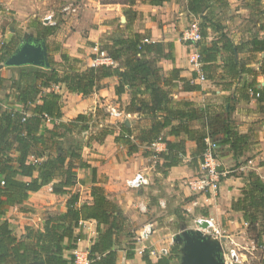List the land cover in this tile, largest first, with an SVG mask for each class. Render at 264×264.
Listing matches in <instances>:
<instances>
[{"label":"crops","instance_id":"1","mask_svg":"<svg viewBox=\"0 0 264 264\" xmlns=\"http://www.w3.org/2000/svg\"><path fill=\"white\" fill-rule=\"evenodd\" d=\"M188 1L167 0L154 4L151 0H134V3H102L101 0H0V55L4 52L1 50L3 45H9L4 49L15 50L24 35L30 33L46 39L49 58L52 56L56 61H62V54H68L78 60L74 66L84 70L100 65L97 58L102 45L109 38L120 34H139L143 42L147 38L149 43L163 44L161 50H144L137 54V58L147 60L159 69V76L152 77V81L168 91L161 104L153 93L143 91L138 97L148 106L146 104L145 108L135 112L127 110L132 92L127 88L125 93L118 95L116 87L119 80L116 76L101 78L100 86L89 95L71 91L62 82L41 90L38 95L40 97L51 90L61 95L62 117L56 123L71 122L79 114L88 116L85 123H88L89 128L76 133L83 140L82 159L88 164L83 167L80 166L81 162L77 163V183L74 189L80 193L79 204L92 203V188L100 187L105 196L120 206L129 218L134 235L148 224L154 226V232L148 239L136 241L134 236V249L126 247L129 238L120 236L117 264H147L143 260L144 255L149 256L150 264H157L161 257L172 256L175 260L177 253L170 252V247L166 246L169 243L167 241L166 244V240L160 238V232L175 217L178 218L180 208L197 217L213 218L227 244L234 241L236 235L243 236L248 232V227L243 212L235 210L233 203L243 196L249 172L264 179V109L261 108L264 102H259L252 95L247 96L245 90V86L254 80L258 87L264 89V51H252L249 43L253 37L264 39V0H214L208 9L218 7V15H213V21L223 26L222 31L239 48L237 60L259 72L256 77L244 73L238 79L223 69L226 54H219L214 62L202 63L204 70L202 66L199 68L189 61L188 55L194 47L183 39L181 32L191 22L198 21V18L189 11ZM65 7L68 9L64 10ZM129 7L133 9V19L127 29L125 25L128 20L124 13ZM51 12L55 13L58 24L52 26L55 31L49 34L47 27L51 25H44L41 21L44 15ZM220 33L221 30L213 32L208 28L207 41L219 37ZM115 64L114 61L110 65ZM22 67L0 68V104L3 109H23L22 103L16 98L20 90L12 87L13 79H19ZM174 69H179L180 77L198 85V89L186 90L183 82L178 80L165 84L164 79ZM199 71L204 73L206 79H200ZM113 111H120L122 116L114 117ZM165 122L167 126L159 132L152 130L155 124ZM118 123H126L131 128L130 138L123 136L117 139L121 135ZM53 126L54 122H43L41 131ZM109 126L111 132L102 142L97 141L95 135ZM186 129L199 130L206 135V139L219 146L220 169L227 174L222 177L216 191L196 194L185 184L187 179L198 174L201 161L195 157L197 141L189 137ZM228 135L245 136L237 157L230 145L223 143ZM128 140L137 145V151L132 154L129 153ZM166 141L181 143L184 152L178 165L164 169L163 158L153 152L167 153ZM16 154L13 152L14 156ZM137 173L147 178V184L137 189L127 187L126 181ZM52 188L53 183L47 184L39 191L31 192L24 203L6 209L3 219L9 222L14 235H17L16 227L23 229L21 235L16 237L22 238L27 226L42 230L49 214L67 210L68 195L55 194ZM31 221L40 223L34 225ZM176 222L179 221L176 219ZM78 234L82 236L76 241V249L89 251L99 237L97 221L82 220L76 228ZM251 239V244L256 245L254 239ZM76 249L68 251L66 257ZM162 249H167L168 253L159 254L158 251ZM153 250L155 253H151ZM262 250L259 264H263ZM129 252L134 254V258H127Z\"/></svg>","mask_w":264,"mask_h":264},{"label":"trees","instance_id":"2","mask_svg":"<svg viewBox=\"0 0 264 264\" xmlns=\"http://www.w3.org/2000/svg\"><path fill=\"white\" fill-rule=\"evenodd\" d=\"M164 1L167 0H151L154 4ZM128 2L134 3V0ZM213 4L214 0H189L188 9L198 18ZM124 14L128 20L125 27L128 29L133 19L132 7L125 9ZM52 26L47 27V33L55 31V27ZM200 26L203 39L197 43V47L203 64L216 61L219 54H226L223 69L234 79H238L244 73L257 76L258 71L246 67L237 60L239 48L227 33L222 31L223 26L220 23L210 17L207 24L200 23ZM208 28L213 32L221 30L219 37L207 41ZM249 43L252 45V51H264V39L253 37L249 39ZM6 47L9 45L1 47L4 52L0 55V62L14 50L4 49ZM161 49L162 43L143 42L139 34L128 36L120 34L109 38V41L102 45V50L107 51L116 62L115 65L100 64L81 70L74 66L78 62L77 59L63 53L62 61H56L51 56L50 69L26 65L22 67L19 79H13L12 87L20 90L16 98L22 103L23 109H3L0 104V177L4 180V184L0 185V264H29L42 261L45 264H72L74 255L66 257V253L77 248L76 241L82 235H76V228L82 220L87 219L97 221L99 232L98 240L89 248L90 264H117L118 246L122 235L129 238L126 247L135 248L133 224L121 207L105 196L102 188H92V203L79 204L80 193L74 189L77 183V163L81 162L80 166L83 167H87L88 164L82 159L83 140L76 136V133L78 130L89 128L88 123H85L88 116L79 114L71 122L56 123L55 121L61 120L62 117L61 95L54 90L47 91L40 97L38 95L41 90L60 82L65 83L71 91L89 95L100 86L101 78L116 76L119 80L117 94L125 93L127 88L132 92L127 110L135 112L145 108L147 103L138 97L143 91L153 93L161 104L168 91H164L157 86V82L152 81V77L158 75L159 69L153 67L149 61L137 58V54L144 50ZM201 68L204 70V65ZM61 70L64 72L61 73ZM179 72V69H174L169 77L164 79V83L178 80L183 82L186 90L198 89V85L180 77ZM255 82L254 80L245 86L246 94L252 95L262 103L264 89L258 87ZM23 88L25 90L21 91ZM257 93L259 96H256ZM261 108L264 109V105ZM46 121L54 122V126L46 127L42 132L41 125ZM165 126L166 122L161 125L155 124L152 130L159 132ZM110 128L111 126L103 128L95 135V139L101 142L111 132ZM120 128L121 135L117 139L123 136L130 138L131 128L126 123H120ZM186 131L191 139L197 141L195 157L201 159L206 149V135L199 130ZM244 137L228 135L223 143L229 144L237 157ZM128 144L130 154L137 151L135 143L128 140ZM166 145L167 153L153 152L163 158L164 169L178 165L184 152L181 143L166 141ZM13 152L17 154L14 156ZM247 176V187L243 196L233 203V208L243 212L244 219L248 222V232L252 234L256 246L264 249V179L254 172H249ZM50 183H53V193L68 195L67 210L63 213L49 214L42 230L27 226L25 235L22 238L16 237L9 222L3 219L6 209L24 203L29 199L31 192L39 191ZM179 248L180 245L174 243L172 252L179 254ZM127 258H134V254L129 252ZM143 260L147 264L151 263L148 255H144ZM174 261L172 256L161 257L157 264H178ZM262 262L264 264V257Z\"/></svg>","mask_w":264,"mask_h":264},{"label":"built area","instance_id":"3","mask_svg":"<svg viewBox=\"0 0 264 264\" xmlns=\"http://www.w3.org/2000/svg\"><path fill=\"white\" fill-rule=\"evenodd\" d=\"M68 7H65L64 10H67ZM42 22L44 25H57L58 21L56 19L55 13L51 12L42 17ZM183 39L194 47L189 53V61L197 67L202 66L201 62V53L197 47L202 39L201 26L199 21L195 20L191 22L183 32ZM144 42H150L149 39H144ZM99 64H113L114 60L109 56V54L102 50L99 53L97 58ZM200 79L204 80L205 75L202 71H199ZM256 96H259L257 93ZM113 116L120 118L122 113L120 111H113ZM155 145V143H153ZM218 149L219 146L216 142L206 139V149L202 155L198 174L191 179H187L185 184L189 189L196 194H203L208 191H216L219 187V183L223 176L227 174L226 171L220 169V161L218 158ZM4 184V180L0 177V185ZM147 184V178L142 173H137L132 178H129L126 181V185L129 188L137 189ZM207 222L206 228H202V231L205 234H209L212 237L219 239L223 245V258L226 264H246L247 258L245 254L238 248L227 246V242L223 241L224 234L217 226L216 222L211 217H199L197 221V227L200 228V224ZM245 225L248 227V222H245ZM154 232L153 224H148L143 227L137 233L136 241H142L148 239ZM232 242V241H230ZM159 254L165 255L168 253L167 249H162L158 251ZM155 253V250L151 251ZM74 259L72 264H90L89 251L83 249H76L73 253Z\"/></svg>","mask_w":264,"mask_h":264},{"label":"water","instance_id":"4","mask_svg":"<svg viewBox=\"0 0 264 264\" xmlns=\"http://www.w3.org/2000/svg\"><path fill=\"white\" fill-rule=\"evenodd\" d=\"M33 65L50 68V58L46 39L27 33L21 43L9 55L0 68L12 66ZM207 222L200 224V228H191L173 236V242L180 245L181 264H226L223 258V245L219 239L205 234ZM29 264H45L34 262Z\"/></svg>","mask_w":264,"mask_h":264},{"label":"rangeland","instance_id":"5","mask_svg":"<svg viewBox=\"0 0 264 264\" xmlns=\"http://www.w3.org/2000/svg\"><path fill=\"white\" fill-rule=\"evenodd\" d=\"M61 2L59 5H61ZM101 2L102 3H112V2L128 3V0H101ZM213 15H218V7L217 6H215L214 8L212 7L208 12H205V14H202L201 16H199L198 21L202 25L207 24L209 22L210 17H215ZM181 34L183 37V31L181 32ZM0 64H2V62H0ZM245 79H247V76H245ZM118 124H120V123H118ZM112 127H115V126L113 125ZM87 139H88V137H87ZM176 219L179 222H176ZM198 219H199V217H197L196 214H193L190 212L188 213L185 209L180 208V214H178V218L175 217L172 221L169 222L168 226L164 229V231L160 232V234L162 233V236L160 238H162V240H166L165 241L166 244L168 241L169 244L166 246L170 247V249H169L170 252L172 251V247L174 244L173 236L177 233L183 232L184 230L196 228L198 225L197 224ZM36 223L38 225L40 222L39 221L38 222H32V224H34V225H36ZM15 230H16L15 234L17 233L16 236H20L21 231L23 229H19V227H16ZM135 235L137 236V232H135ZM251 238H252V234H250L249 232H246L243 236L241 234H238L234 237V239H235L234 241L229 242L226 245L240 249L245 254V257L247 258L246 264H259V262L262 258V251L263 250L258 248L254 244L252 245L251 241H250V240H252ZM177 255L178 256H174V257H176L174 262L181 264V251Z\"/></svg>","mask_w":264,"mask_h":264}]
</instances>
